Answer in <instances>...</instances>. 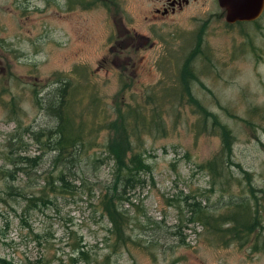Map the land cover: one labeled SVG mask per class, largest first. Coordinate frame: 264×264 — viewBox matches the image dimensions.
Returning a JSON list of instances; mask_svg holds the SVG:
<instances>
[{
    "label": "rangeland",
    "instance_id": "1",
    "mask_svg": "<svg viewBox=\"0 0 264 264\" xmlns=\"http://www.w3.org/2000/svg\"><path fill=\"white\" fill-rule=\"evenodd\" d=\"M167 3L0 0V264H67L76 248L77 264H264V13L228 24L217 0ZM66 100L103 133L58 162L43 142ZM129 110L149 176L125 191L118 242L103 151ZM215 123L232 137L222 176L206 170L222 156Z\"/></svg>",
    "mask_w": 264,
    "mask_h": 264
},
{
    "label": "trees",
    "instance_id": "2",
    "mask_svg": "<svg viewBox=\"0 0 264 264\" xmlns=\"http://www.w3.org/2000/svg\"><path fill=\"white\" fill-rule=\"evenodd\" d=\"M185 70L187 69L185 68ZM58 96H60L59 93ZM53 116L57 119L56 128L48 132L46 135L48 141L43 142V147L56 153L58 162H63L67 158L75 159L79 156L81 157L88 148L96 145L97 138L103 133L101 122H98L101 117L99 112H94V119L87 123L84 119H77L75 115H71L67 107V100L64 107L58 105L57 108L54 109ZM138 117L139 115L136 111L129 110L121 115L119 126H117L116 122H110L106 126V128H108V133H112V135L109 137L106 150L103 152H106L109 156V161L112 163L113 178L111 185L106 189L99 204L118 242H124L127 239L125 238L124 230L125 217L123 213L119 211L120 204L125 201L123 197L126 193L125 191L126 189L142 187L145 184L146 176H149V166L145 162L143 155L139 152H134L132 148V132L138 125L136 121ZM203 117L204 122L202 126H205L206 123L212 119V115L206 116L203 114ZM153 123L156 127L159 126L156 121H153ZM217 123L211 125V127L212 131L222 140L220 149L222 156L206 164V170L215 171L217 176H222L226 170L225 161L229 160V157L225 154L231 151L232 137L226 127ZM8 146L12 147V143H9ZM15 170H18V168ZM6 173L8 176L13 174L10 172ZM57 180L62 184H67L62 172H60ZM4 184H6V182H4ZM59 187L55 184H51V182L48 183L50 192L61 193V191H56ZM120 188L122 190H120ZM6 189L11 190V187L6 186ZM188 206L193 209L196 205L192 204ZM189 212L196 215L198 212L201 213V210L196 209L190 210ZM239 213H245V211L236 210L233 215L229 217L228 221H244L246 218L241 219ZM204 218V221L209 224L206 219L209 218V216H205ZM74 252L76 257L71 256L67 264H77L78 262H84L86 260L84 251L76 248Z\"/></svg>",
    "mask_w": 264,
    "mask_h": 264
},
{
    "label": "water",
    "instance_id": "3",
    "mask_svg": "<svg viewBox=\"0 0 264 264\" xmlns=\"http://www.w3.org/2000/svg\"><path fill=\"white\" fill-rule=\"evenodd\" d=\"M178 5L188 0H177ZM228 24L252 22L264 13V0H217Z\"/></svg>",
    "mask_w": 264,
    "mask_h": 264
},
{
    "label": "flooded vegetation",
    "instance_id": "4",
    "mask_svg": "<svg viewBox=\"0 0 264 264\" xmlns=\"http://www.w3.org/2000/svg\"><path fill=\"white\" fill-rule=\"evenodd\" d=\"M167 2H168V3H167L168 5H169V4L171 5V8H170V11H171V9H173V8H172L173 5L178 4L179 1H177V0H167ZM168 12H169L168 8H167V7H164V8H163V13H166V14H167Z\"/></svg>",
    "mask_w": 264,
    "mask_h": 264
}]
</instances>
